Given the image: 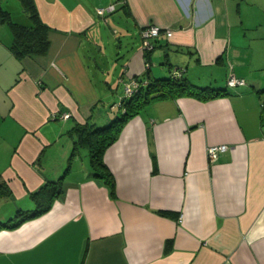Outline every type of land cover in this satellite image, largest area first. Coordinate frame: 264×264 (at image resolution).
I'll return each mask as SVG.
<instances>
[{"label":"crops","instance_id":"1","mask_svg":"<svg viewBox=\"0 0 264 264\" xmlns=\"http://www.w3.org/2000/svg\"><path fill=\"white\" fill-rule=\"evenodd\" d=\"M33 2L48 28L44 54L17 58L0 22V114L14 145L0 204L33 211L34 191L57 192L47 210L0 227V264H264V0ZM151 23L162 28L152 77L182 66L194 85L228 93L141 108L103 152L112 194L75 126L122 113L127 84L146 73L141 31ZM229 74L245 84L227 85ZM218 144L228 148L209 161Z\"/></svg>","mask_w":264,"mask_h":264},{"label":"trees","instance_id":"2","mask_svg":"<svg viewBox=\"0 0 264 264\" xmlns=\"http://www.w3.org/2000/svg\"><path fill=\"white\" fill-rule=\"evenodd\" d=\"M19 2L23 8V12L28 17V24L13 21L10 18L9 10L0 5V22L6 24L12 34L9 49L17 58L44 54L49 45L47 38L48 28L41 21L33 0H19ZM152 44L154 47V41ZM151 50H145L146 73L142 77H135L133 79L137 83L136 87L120 103L123 109L122 113L101 126L91 128L86 123L75 126L76 141L87 148L93 175L103 180L109 186L112 194H114L115 189L114 178L103 161V152L118 138L124 124L138 114L141 108L152 101L160 99H175L180 96H194L208 99L228 93L226 88L199 87L194 85L184 76L185 68L182 66L174 69L170 73V76L152 77L149 72L150 63L148 58V53ZM181 68L184 70H181ZM177 71H180V73H177ZM58 190L60 191V189ZM56 192V183H46L41 186L31 194L36 204V209L33 211L18 209L15 216L21 215L23 217L17 219V223L12 225L0 223V227H12L31 216L47 210L52 198L56 196ZM9 193L6 184L0 181V199L6 197ZM166 247L168 248V242Z\"/></svg>","mask_w":264,"mask_h":264},{"label":"rangeland","instance_id":"3","mask_svg":"<svg viewBox=\"0 0 264 264\" xmlns=\"http://www.w3.org/2000/svg\"><path fill=\"white\" fill-rule=\"evenodd\" d=\"M0 5L1 7L9 10L10 12V18L15 21V22H20V23H24V24H28L29 20L27 15L23 12V8L21 7V4L19 2V0H0ZM119 13V10H117L116 12L110 14L113 15ZM115 40H118V38H115ZM4 104H0V111L2 109H4ZM2 112V111H1ZM3 114H0V170L5 166L6 164V160L8 157V154L11 152L12 148L14 147V145L9 144V139L5 136L4 134V129L7 126V120L4 122V117H2ZM6 125V126H5ZM60 146L56 145V146H52L48 152H50L52 154V161L51 163L53 164L54 167H57V161L59 158V154H60ZM80 152L82 153V158L84 159V161L89 162V157L87 156V152L85 149L81 148ZM71 152H69L70 154ZM78 158L75 160L76 165H78ZM80 165V164H79ZM65 169V167H64ZM8 204L6 202H3L0 204V223H2L3 225H12L17 223V219H21V215H18L17 217L16 215V211L17 209H13L11 208L12 211L9 212V208L7 206ZM11 218H13L12 220H10Z\"/></svg>","mask_w":264,"mask_h":264},{"label":"built area","instance_id":"4","mask_svg":"<svg viewBox=\"0 0 264 264\" xmlns=\"http://www.w3.org/2000/svg\"><path fill=\"white\" fill-rule=\"evenodd\" d=\"M114 9V5L111 4L107 8L99 7L97 8V11L99 13H104L105 10L112 11ZM162 31V28L154 23L148 24L144 29L141 31V39H142V45L144 50H151L153 47V41L154 39L159 35V33ZM166 36H171L172 32L169 29H166L163 31ZM148 65V64H147ZM181 70H184L181 68ZM180 70V71H181ZM180 71H177V73H180ZM227 84L229 86H237V85H244L245 80L243 78H237L232 74L228 75ZM137 83L132 80L129 84H127L126 92L130 94L132 92V89L136 87ZM228 145L226 144H218V145H208L206 148V153L209 161H215L219 154L225 150H227Z\"/></svg>","mask_w":264,"mask_h":264}]
</instances>
